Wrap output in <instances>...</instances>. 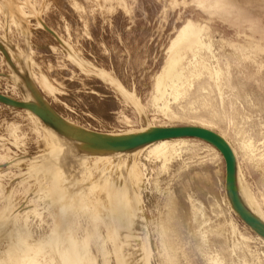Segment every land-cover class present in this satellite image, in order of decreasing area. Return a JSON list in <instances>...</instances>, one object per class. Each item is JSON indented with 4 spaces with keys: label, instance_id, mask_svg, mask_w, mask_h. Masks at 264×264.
I'll list each match as a JSON object with an SVG mask.
<instances>
[{
    "label": "bare ground",
    "instance_id": "1",
    "mask_svg": "<svg viewBox=\"0 0 264 264\" xmlns=\"http://www.w3.org/2000/svg\"><path fill=\"white\" fill-rule=\"evenodd\" d=\"M4 10L15 14L20 23L23 17L17 12L12 0H0ZM211 10L222 11L230 14L225 5L230 0H201ZM250 1V0H248ZM253 0H251L252 2ZM247 19V18H244ZM206 22L192 19L185 20L169 39L166 46L165 60L155 74L152 85L151 103L167 115H187V118L199 120L208 124L223 123L237 140L242 154L248 162L255 161L264 166V60L256 57L257 52H264V45L258 39H251L247 44L227 39L222 35L212 36ZM264 34V31L262 32ZM218 42H228L234 49L232 53L223 52ZM9 48L16 51L14 43L0 34V51L5 53L10 67L11 75L22 88L24 99L21 101L30 111L44 119L51 136L59 145L50 153L48 160L56 161L58 166L71 163L75 158H82L93 152L101 154L118 153V150L133 152L146 146L147 152L154 154L162 161L161 167H166L173 158L182 151L196 150V144L186 138H167L168 135L193 133L202 135L220 147L227 156L230 167L228 173V195L233 208L260 234L264 236V212L259 205L258 198L264 202L263 186L257 188L255 195L241 178V168L234 155V150L224 136L204 127L189 128H159L150 122L141 128H133L126 132H103L79 124L62 115L40 90V87L53 91L49 78L42 74L38 81L29 67L25 57L20 54L21 67H17L9 55ZM20 53V52H18ZM254 65L249 70V65ZM254 82L256 92L250 83ZM136 100L138 108L143 102L135 92L129 91L128 98ZM3 101L15 104L17 101L1 95ZM257 115V116H256ZM127 125L130 117L123 115ZM259 139H262L259 141ZM208 152L199 162H209L218 158L219 151L215 146L206 145ZM190 157V156H189ZM187 157L180 166L192 165V160ZM179 166V167H180ZM55 168V169H54ZM65 168L50 167V177L56 189V210L59 224L64 229L62 233V251L69 247L68 240L71 224L75 219V209L86 213L92 210L98 220L104 216L105 210L102 203V192L94 181V186L89 188L90 194L86 196L81 190L80 181L64 179ZM159 182L157 181L156 184ZM187 202V222L183 223L174 215L176 207L172 208L173 193L169 190L163 198L165 207L164 220L156 226V250L149 241L138 242L136 217L132 216V228L135 230L139 264H153L154 250L158 254L160 264H223L225 257L220 251L210 253L208 245L209 234L220 236L225 228L234 235H239L243 243L247 244L249 236L242 233L236 220L230 217L226 221L214 215L222 212L216 199L209 201V209L199 196L191 190L184 194ZM26 214V211L22 212ZM7 216V215H6ZM25 216V215H22ZM4 222L0 221V231ZM108 233L114 232L110 223H106ZM165 225V226H164ZM22 228L24 223H22ZM64 236V237H63ZM238 246L233 243V249ZM32 247H28L31 251ZM114 251L120 254L122 243L119 239L114 241ZM222 249L224 246L222 245ZM34 248H32L33 250ZM74 252V250H73ZM118 264H127V259L120 254ZM52 264H63L51 258ZM27 264H40L39 260H29Z\"/></svg>",
    "mask_w": 264,
    "mask_h": 264
},
{
    "label": "rangeland",
    "instance_id": "2",
    "mask_svg": "<svg viewBox=\"0 0 264 264\" xmlns=\"http://www.w3.org/2000/svg\"><path fill=\"white\" fill-rule=\"evenodd\" d=\"M251 3L256 12L255 15L264 17V0H253ZM261 19L263 20V18ZM258 28L261 27L258 26ZM242 43L247 44L248 42ZM217 44L223 52L232 53L234 51L228 42H224V44L218 42ZM256 57L259 60H264V52H257ZM253 67L254 65L250 64L248 68L251 70ZM75 76L53 72L48 75L53 91L43 88L44 93L41 89L55 109L72 121L74 120L70 110L71 106L66 107L60 101L71 103L75 100L74 96L78 93L74 89L77 82L72 80ZM154 76L148 81L151 86ZM262 76L264 77V72ZM11 78L16 82L12 75ZM63 79H65L64 83ZM36 81H38V76ZM62 85H65L63 90ZM250 86L256 92L258 91L254 82H251ZM57 89H59V93H57ZM152 91L153 89L144 94L141 108L137 107L136 100L132 97L128 98L126 113L131 119V125H126L125 121L109 129H101L87 124L85 126L103 132H126L133 128L147 126V119L150 118L152 125L159 128L204 127L213 130L224 136L229 145L233 147L234 155L241 168V178L258 197L257 188L262 187L264 181V166L255 161H247L230 130L223 123L212 125L187 118V115L184 114L167 115L151 103ZM11 96L17 102L9 104L11 106L2 104L3 112L0 113V131L5 135L3 141L11 150L3 149L0 158H9L11 162L19 161L16 166L19 168L9 171L0 178V198L9 195L6 198L7 202L0 203V206L7 211V216L0 221L4 222L3 227H6V230L17 221L20 231L31 232L30 238L35 241L33 250L35 255L45 250L47 240L49 247L51 246L50 239L55 232L64 233L57 217L56 189L52 184V177H50V167H56V169L63 167L66 169L64 179L80 181L81 190L86 196H89V188L94 186V181L103 196L102 206L105 212L100 220L94 217L91 209L86 213L80 212L78 208L74 211L75 219L71 224L72 231L69 237L74 235L75 239L68 240V244L74 250L79 264H118L120 254L127 259V264H139L132 216L136 217L138 242L149 241L156 250V226L161 220H164L163 198L169 190L174 196L171 203L172 208L176 207L174 215H177L178 220L181 219L184 224L187 222V202L184 194L187 190H191L199 196L209 211L210 200L216 199L219 202L222 212L219 215L209 212L212 219L218 218L221 221H226L233 217L239 230L249 236L247 244H245L239 235H234L227 228L218 237L209 234L210 253L220 251L221 255L226 256L223 264H264V236L233 208L228 195L230 163L223 150L211 140L202 135L187 132L180 135H168L167 138H186V140L194 142L197 148L192 151L182 148V151L166 167H161L160 158L148 153L146 146L133 152L125 150L109 154L93 152L85 157L75 158L71 163L58 166L56 161L48 160L50 153L59 145V142L49 133L44 119L21 103L24 99L22 88L21 91L11 92ZM92 101V105H89V100L84 97L85 105L82 104L80 110L88 108L95 110V102ZM77 112L83 115L80 111L77 110ZM262 116L264 117V113ZM84 118L87 119V116ZM261 140L259 139V141ZM208 144L215 146L220 154L218 158L209 162H199L208 152L206 149ZM23 148L26 149L24 157L13 154V151L23 150ZM187 157L192 160V165L181 167L180 164L183 161L187 162ZM23 165L24 167L21 168ZM157 181L158 184H156ZM258 201L264 212V202L260 198ZM24 211L26 214L22 213ZM107 222L111 224L113 236L107 231ZM22 223H24L23 228L21 227ZM15 232L13 231V233ZM116 239L122 243L120 254H117L113 248ZM234 242L238 243L235 249L232 248ZM155 250L151 258L152 263L160 264L161 259Z\"/></svg>",
    "mask_w": 264,
    "mask_h": 264
},
{
    "label": "crops",
    "instance_id": "3",
    "mask_svg": "<svg viewBox=\"0 0 264 264\" xmlns=\"http://www.w3.org/2000/svg\"><path fill=\"white\" fill-rule=\"evenodd\" d=\"M12 1L25 22L20 23L15 14L9 16L0 1V34L18 50L9 48L14 64L22 66V54L35 79L53 72L76 75L72 78L77 82L75 100L60 103L71 106L74 121L101 129L125 122L129 91L142 101L152 89L148 81L161 68L167 43L185 20L206 22L212 33L229 40L249 42L256 38L264 45V17L255 15L251 0H230L227 5L221 0L230 14L211 10L201 0ZM12 71L7 56L0 51V94L15 100L11 92L21 91V87L11 78ZM84 97L89 105L94 100L95 110H80ZM2 104L11 106L0 99V113ZM3 140L5 135L0 131V154L3 149L11 150ZM25 152L23 148L13 154L24 157ZM18 163L0 158V178L19 168ZM8 196L0 198V203L7 202ZM6 215L0 206V220ZM19 226L16 221L0 231V264H27L29 260L52 264V257L63 264H79L70 246L62 251L61 232L53 234L50 247L46 239L45 250L35 255L31 232H22Z\"/></svg>",
    "mask_w": 264,
    "mask_h": 264
}]
</instances>
